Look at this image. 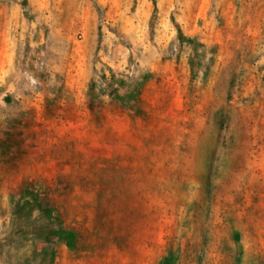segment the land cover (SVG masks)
<instances>
[{
    "label": "rangeland",
    "instance_id": "1",
    "mask_svg": "<svg viewBox=\"0 0 264 264\" xmlns=\"http://www.w3.org/2000/svg\"><path fill=\"white\" fill-rule=\"evenodd\" d=\"M0 264H264V0H0Z\"/></svg>",
    "mask_w": 264,
    "mask_h": 264
}]
</instances>
